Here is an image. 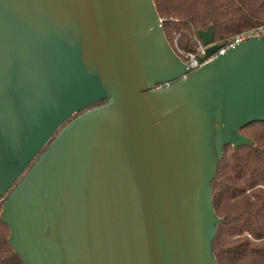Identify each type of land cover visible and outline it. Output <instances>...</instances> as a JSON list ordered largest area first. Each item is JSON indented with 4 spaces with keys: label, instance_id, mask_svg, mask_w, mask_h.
Here are the masks:
<instances>
[{
    "label": "water",
    "instance_id": "95a60500",
    "mask_svg": "<svg viewBox=\"0 0 264 264\" xmlns=\"http://www.w3.org/2000/svg\"><path fill=\"white\" fill-rule=\"evenodd\" d=\"M190 74L154 0H0V217L23 264H217L213 183L264 123V34L199 31Z\"/></svg>",
    "mask_w": 264,
    "mask_h": 264
},
{
    "label": "trees",
    "instance_id": "16d2710c",
    "mask_svg": "<svg viewBox=\"0 0 264 264\" xmlns=\"http://www.w3.org/2000/svg\"><path fill=\"white\" fill-rule=\"evenodd\" d=\"M166 38L186 59L203 45L199 31L214 30L215 43L264 25V0H154ZM256 147L226 149L213 183L221 219L214 243L217 264H264V123L242 130ZM5 200L0 199V214ZM10 229L0 217V264H23L9 244Z\"/></svg>",
    "mask_w": 264,
    "mask_h": 264
},
{
    "label": "built area",
    "instance_id": "2783aa9c",
    "mask_svg": "<svg viewBox=\"0 0 264 264\" xmlns=\"http://www.w3.org/2000/svg\"><path fill=\"white\" fill-rule=\"evenodd\" d=\"M262 34H264V25L254 29V30L248 31V32H246L244 34H241V35L235 37L233 40H231L227 44H217V43H215L216 45H222V49L220 51H218L213 56V58L211 60H214L218 56L223 55L226 51H228L230 48L234 47L235 45L243 43L249 38L259 37ZM206 49L207 48L204 47L203 45H199L196 53L187 54L186 55V59L183 60V61L187 64V66H188V68L190 70V74L189 75L195 73L196 71H198L199 69H201L205 65V63H201L200 62V58H202L205 55Z\"/></svg>",
    "mask_w": 264,
    "mask_h": 264
}]
</instances>
